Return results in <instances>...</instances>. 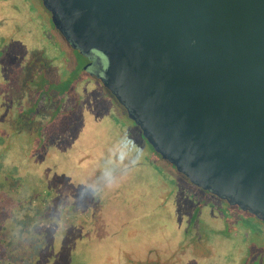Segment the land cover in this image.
Masks as SVG:
<instances>
[{
	"label": "rangeland",
	"instance_id": "374dc122",
	"mask_svg": "<svg viewBox=\"0 0 264 264\" xmlns=\"http://www.w3.org/2000/svg\"><path fill=\"white\" fill-rule=\"evenodd\" d=\"M46 13L38 0H0V87L11 102L0 106V137L46 170L7 164L22 170L17 198H27L12 211V195L0 200L7 231L23 237L9 263L264 264V225L158 159Z\"/></svg>",
	"mask_w": 264,
	"mask_h": 264
},
{
	"label": "water",
	"instance_id": "95a60500",
	"mask_svg": "<svg viewBox=\"0 0 264 264\" xmlns=\"http://www.w3.org/2000/svg\"><path fill=\"white\" fill-rule=\"evenodd\" d=\"M142 137L264 224V0H40Z\"/></svg>",
	"mask_w": 264,
	"mask_h": 264
},
{
	"label": "trees",
	"instance_id": "16d2710c",
	"mask_svg": "<svg viewBox=\"0 0 264 264\" xmlns=\"http://www.w3.org/2000/svg\"><path fill=\"white\" fill-rule=\"evenodd\" d=\"M0 59H1V55H0ZM4 77L6 79V76H4ZM58 83H59V81H58ZM1 88L2 87H0V106H2V107L4 106L5 108L7 107L6 110L9 111V109H8L9 106L4 105V104H7V105L11 104L10 101L7 102L8 101V93L7 92L9 90H5V89H3V88L1 89ZM58 89L60 90L59 87H58ZM67 89H68V87H67ZM66 90L64 92H61V96L65 95ZM13 104H14V102H13ZM0 110H2L1 107H0ZM5 115L6 114L4 112L2 114L0 113V124L3 121V119H5V117H4ZM0 133H2L1 128H0ZM3 138L4 137H0V142H1L0 143V200H3L4 198L9 197V195H12L13 196L12 203L7 208L8 211H12L13 208L16 206H18V207L21 206V209H22L24 207V205H26L23 202V199L24 198L27 199V198L26 197H23V199L17 198L19 193L21 192L20 189H22L23 184H24V178H23L22 170L18 171L16 165H13L14 168L9 169L7 164H9L10 162L12 163V161H14L12 164H17V165L20 164L22 168H23V166H29V171H34V172H32V174L34 173V175H40V173H42L43 171L45 172L46 170L43 169L42 172H40V173L37 170H34V169L32 170V168H34V167H30V162L28 164L24 163L23 158H22L23 153H22L21 149L17 146V142L14 140L13 141L14 145L11 146L10 148H7V145L4 144L5 139H3ZM14 151L17 152V155ZM85 157H87V156H85ZM80 158H78V159H80ZM81 159H86V158H81ZM81 159L78 161L80 162ZM154 167H156V166H154ZM10 183L13 184L12 185L13 187L10 186ZM5 187L7 188L6 189L7 191L6 190L3 191V189ZM102 187H104V186H102ZM30 190H33V192H35L34 187H31ZM58 190L62 192L61 188H59V187H58ZM83 190H86V189H83ZM92 190H95V189H92ZM33 192H31V193H33ZM95 192L96 191H94V193ZM80 193H82V191ZM42 206H44V203ZM30 209L36 210L37 208H30ZM9 213H11V212H9ZM46 213H48V212H46ZM46 213H45V215H46ZM3 216H5V215H3ZM40 221L43 222V220H40ZM259 223L261 224L262 222H259ZM262 225H264V224L262 223ZM15 226L17 227L18 225L15 224ZM22 238L23 237H20L17 234L13 235L7 231V227H6V224L4 222V219H3L2 215H0V245L2 247H4L5 250L7 249L6 251L0 250V264H10L9 258L11 256V254H14L16 252V253H18V256H19V254L22 253V250L19 249V244H20ZM81 240L83 242L84 239H81ZM86 242H87V238H86ZM56 243L59 244L58 239H56ZM74 251L76 253V257H78V259H80V252H78V250H77V252H76V250H74ZM12 256H15V255H12ZM76 257H73V258H76ZM53 258H54V256H53ZM61 261H62L61 264H69V255H64V257L61 259ZM43 262H45V259L40 258V257L38 258V255L35 256L34 264H41Z\"/></svg>",
	"mask_w": 264,
	"mask_h": 264
},
{
	"label": "flooded vegetation",
	"instance_id": "af4514ba",
	"mask_svg": "<svg viewBox=\"0 0 264 264\" xmlns=\"http://www.w3.org/2000/svg\"><path fill=\"white\" fill-rule=\"evenodd\" d=\"M40 1V0H38ZM27 2V1H26ZM25 3V1H24ZM41 3V1H40ZM42 5V3H41ZM43 6V5H42ZM44 8V7H43ZM45 9V8H44ZM15 10L18 11L17 8H15ZM46 10V9H45ZM47 12V11H46ZM49 17H50V14L47 12L46 13ZM51 20V19H50ZM52 24V22H51ZM53 26V25H52ZM54 27V26H53ZM55 29V28H54ZM56 30V29H55ZM57 31V30H56ZM57 33L59 34V36L61 37L62 41L64 42V44L69 47L71 50H73L74 52L77 53V55L82 58L84 61H85V65H84V71L88 74V76H90L91 78L97 80L100 82V78H102L103 76V72L106 68V65H107V62H106V59L98 52L96 51H91L90 53L88 54H82L79 50L77 49H74L70 42L68 40H66V38L59 32L57 31ZM56 59V57H55ZM106 90V89H105ZM107 91V90H106ZM111 95V94H110ZM113 98V97H112ZM115 100V99H114ZM61 103L63 104V101L61 100ZM117 103V102H116ZM118 104V103H117ZM119 105V104H118ZM119 107H121L119 105ZM124 111L125 109L123 107H121ZM126 112V111H125ZM127 115V114H126ZM112 117V116H111ZM113 118V121H114V117ZM116 126H118V124L115 123ZM118 128V127H117ZM153 151V150H152ZM154 152V151H153ZM156 155V157L160 160H162L156 153H154ZM163 161V160H162ZM166 162V161H165ZM168 163V162H167ZM169 164V163H168ZM170 165V164H169ZM173 167V166H172ZM174 168V167H173ZM181 175V174H180ZM184 177V176H183ZM185 178V177H184ZM186 179V178H185ZM221 201V200H220ZM224 202V201H222ZM225 203V202H224ZM233 207V206H231ZM236 208V207H235ZM244 214H248L246 212H243ZM250 215V214H248ZM252 216V215H250ZM253 217V216H252ZM255 218V217H254ZM256 219V218H255ZM259 221V220H258ZM261 222V221H260Z\"/></svg>",
	"mask_w": 264,
	"mask_h": 264
}]
</instances>
